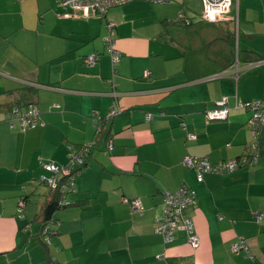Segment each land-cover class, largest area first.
<instances>
[{"label":"crops","instance_id":"0c3cea01","mask_svg":"<svg viewBox=\"0 0 264 264\" xmlns=\"http://www.w3.org/2000/svg\"><path fill=\"white\" fill-rule=\"evenodd\" d=\"M147 2L117 3L101 16L55 0H0V264H264V145L247 125L250 109L236 105L264 100V63L254 64L264 57V0H231L216 23L199 17L202 2L175 0L170 11ZM180 13L190 23L177 21ZM107 19L115 63L103 41ZM24 85L31 90L17 89ZM221 97L227 117L206 119ZM30 100L35 127L10 125L8 106ZM111 108L119 111L109 116ZM91 142L69 202L43 233L52 189L38 176L54 173L41 165L61 168L71 147ZM254 144L252 162L201 180L182 160L240 159ZM180 185L196 192L187 213L197 247L182 229L169 241L154 231L163 192ZM123 196L138 197L143 212ZM241 237L249 254L231 250Z\"/></svg>","mask_w":264,"mask_h":264},{"label":"built area","instance_id":"2783aa9c","mask_svg":"<svg viewBox=\"0 0 264 264\" xmlns=\"http://www.w3.org/2000/svg\"><path fill=\"white\" fill-rule=\"evenodd\" d=\"M57 3L62 5H69L73 11L77 13H98L104 16L106 10L117 3H122L130 0H55ZM149 2H162L165 0H146ZM202 10L199 17L208 22L216 23L226 18V14L229 12L231 0H201ZM179 19L184 20L186 23L189 19L184 17L182 13L178 15ZM115 26L114 21L107 20L106 27L107 33L103 35V41L108 49V53L111 57L112 63H115L119 58V50L114 45V40L112 38L113 27ZM97 55L95 53H90L86 56L85 61L87 64L91 65L96 60ZM237 60L233 63L238 65ZM264 63V57H259L255 60L256 65H261ZM233 78L237 79L239 73L237 68L233 71ZM146 71L144 74L146 75ZM237 106L247 107L250 109L251 114L247 120V125L250 127L254 135H257L258 130L262 123H264V100L260 98H255L252 100L239 101L236 103ZM119 110L117 108H111L109 110V116L114 115ZM229 106L225 97L217 98L214 101L212 107L207 108L205 112V117L208 120L214 119H225L228 115ZM151 115H147L146 118L149 119ZM5 119L10 123V125L17 124L20 128H32L38 123V109L35 106H30L26 109H19L15 107L12 111H9L5 115ZM184 127V123H181ZM101 129L100 124H96V130ZM186 137L188 139L195 138V133L187 131ZM110 147V146H109ZM252 148L250 159L254 160L257 152V145L254 144L250 146ZM241 159V158H240ZM240 159H230L221 162H210L204 156L197 155H185L183 157V163L189 167H193L196 172V177L198 180L202 179V175L206 172H217L223 173L226 171H232L239 164ZM81 161V154L71 151L70 153V164L66 167H59L53 162L43 163L44 169L53 172L52 176L40 175V180L44 181L51 186H56L60 178L66 179V182L61 184V190L69 191L74 188V174L78 172L77 170L70 171V168H74L73 164ZM246 157L241 159V162H245ZM122 200L130 204L131 210L134 212H142L143 205L138 198H128L123 196ZM196 204V192L188 185H180L175 191H164L160 201L161 212L155 218L154 231L160 234L165 241H169L173 238L174 233L178 229H182L186 232L188 243L197 247L200 243L199 236L194 230V224L192 217L188 215L187 209ZM21 209V208H19ZM257 219L260 217L259 214L255 216ZM43 233H47L46 228L42 230ZM231 250L237 252L243 250L246 254H249V249L246 241L243 237L239 240L234 241L231 244Z\"/></svg>","mask_w":264,"mask_h":264},{"label":"trees","instance_id":"16d2710c","mask_svg":"<svg viewBox=\"0 0 264 264\" xmlns=\"http://www.w3.org/2000/svg\"><path fill=\"white\" fill-rule=\"evenodd\" d=\"M177 21H181L183 23H186L184 20L179 19V18L177 19ZM189 23H190V21H189ZM17 89H28V91H29V90H31V86L24 85V86L18 87ZM30 106H35L36 107L35 103L33 101H31V100L27 101V102H25V101L24 102L16 101L15 103H13L10 106H8V108L4 112V118H5L6 113H8L9 111H12L15 107H17V108H19L21 110V109H26V108H28ZM38 113H39V110H38ZM256 139L258 140V146L260 147V150H262V145H264V123L261 124V126H260V128L258 130ZM92 145H93V143L91 142V143H82V144L78 145L77 147H71L69 149V151H68V160H67L66 164L64 166H62V167H66V166H68L70 164V153H71V151H74L76 153H80L81 154V161L73 164L74 168H70V171H71V169L72 170L75 169V170L79 171L82 167H84L88 163L89 153H90V150L92 149ZM250 155H251V151L247 150V152L245 154H243L242 157H240V158L242 159L243 157H246V161L245 162H252L251 159L249 158ZM241 159H240V163H242ZM41 167L43 168L42 165H41ZM40 175H42V174H40ZM40 175L38 176V178L40 177ZM63 177L59 179L58 184L55 187L51 186L50 184L45 183V185L48 186L50 188V190L52 189L51 190L52 191V197L48 200V202H46L43 205V208H42V220H43V223H42V226H41V230L46 228V230L48 232L49 231L48 230L49 225L53 221V219L51 218L52 212L56 208L62 207L63 205H65L66 202H69V200L66 199V196H67V194L71 193L74 188L69 190V191L61 190V184L66 182V179H63ZM125 197H127V196H125ZM128 198H138V197H128ZM126 203H128V202H126ZM129 206H130V204H129ZM143 209H144V207H143ZM142 212H134V213L141 214ZM53 258H55V257H53Z\"/></svg>","mask_w":264,"mask_h":264},{"label":"rangeland","instance_id":"374dc122","mask_svg":"<svg viewBox=\"0 0 264 264\" xmlns=\"http://www.w3.org/2000/svg\"><path fill=\"white\" fill-rule=\"evenodd\" d=\"M177 1H180V0H177ZM192 2H194L195 4H198L200 6V0H191ZM175 0H169L167 3H150V2H147L148 5H151V6H155L156 8L158 9H162V10H165V11H170L172 10V3H174ZM198 7V6H197ZM177 14V13H176ZM177 17V15H176ZM177 19V18H176ZM197 27H199V24H197Z\"/></svg>","mask_w":264,"mask_h":264},{"label":"water","instance_id":"95a60500","mask_svg":"<svg viewBox=\"0 0 264 264\" xmlns=\"http://www.w3.org/2000/svg\"><path fill=\"white\" fill-rule=\"evenodd\" d=\"M49 264H54V263H49Z\"/></svg>","mask_w":264,"mask_h":264}]
</instances>
